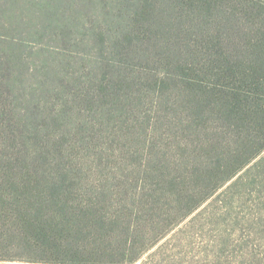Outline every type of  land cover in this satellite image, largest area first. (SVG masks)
<instances>
[{
  "label": "trees",
  "instance_id": "obj_1",
  "mask_svg": "<svg viewBox=\"0 0 264 264\" xmlns=\"http://www.w3.org/2000/svg\"><path fill=\"white\" fill-rule=\"evenodd\" d=\"M263 152L264 0H0V262L134 264Z\"/></svg>",
  "mask_w": 264,
  "mask_h": 264
},
{
  "label": "rangeland",
  "instance_id": "obj_2",
  "mask_svg": "<svg viewBox=\"0 0 264 264\" xmlns=\"http://www.w3.org/2000/svg\"><path fill=\"white\" fill-rule=\"evenodd\" d=\"M86 16L82 17L80 28H77L82 33L92 30L93 21ZM58 40L63 42L58 32L48 33L41 37V41H30L24 47L30 53L42 54L44 60L47 57L57 58L59 64L63 56L60 48L78 50L86 46L79 39L59 47L62 45ZM42 47L47 50L42 52L39 50ZM23 66L26 84L21 87L31 89L30 93L35 96L36 99L30 104V108L34 110L37 104V108L46 104L39 100L38 95L46 88L41 83L48 82L45 78L53 73L43 72L44 66L38 61L34 63L26 60ZM68 71L71 70L67 65L64 66L58 72V77L60 78L61 72ZM52 96L53 91L47 94V97ZM263 159L264 152L238 175L239 178H245L241 184H247V187L229 189L231 182L238 176L234 178L134 264H264V169L252 170Z\"/></svg>",
  "mask_w": 264,
  "mask_h": 264
}]
</instances>
